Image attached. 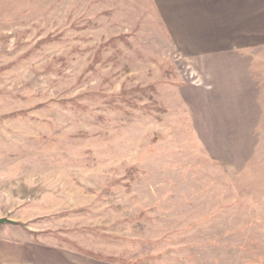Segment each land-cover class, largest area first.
Returning a JSON list of instances; mask_svg holds the SVG:
<instances>
[{
  "label": "rangeland",
  "instance_id": "374dc122",
  "mask_svg": "<svg viewBox=\"0 0 264 264\" xmlns=\"http://www.w3.org/2000/svg\"><path fill=\"white\" fill-rule=\"evenodd\" d=\"M249 27L186 55L157 0H0V264H264V6Z\"/></svg>",
  "mask_w": 264,
  "mask_h": 264
},
{
  "label": "crops",
  "instance_id": "0c3cea01",
  "mask_svg": "<svg viewBox=\"0 0 264 264\" xmlns=\"http://www.w3.org/2000/svg\"><path fill=\"white\" fill-rule=\"evenodd\" d=\"M157 5L177 48L186 55H201L241 47L252 36L249 23L257 19L264 0H157ZM42 251L48 260H39L40 264H105L75 263L73 251L58 249L57 244Z\"/></svg>",
  "mask_w": 264,
  "mask_h": 264
},
{
  "label": "water",
  "instance_id": "95a60500",
  "mask_svg": "<svg viewBox=\"0 0 264 264\" xmlns=\"http://www.w3.org/2000/svg\"><path fill=\"white\" fill-rule=\"evenodd\" d=\"M5 223L19 224L17 221L9 217H0V224H5Z\"/></svg>",
  "mask_w": 264,
  "mask_h": 264
}]
</instances>
